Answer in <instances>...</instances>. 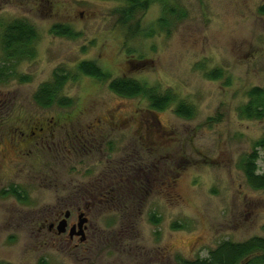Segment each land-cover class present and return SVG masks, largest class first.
Segmentation results:
<instances>
[{"label": "rangeland", "instance_id": "374dc122", "mask_svg": "<svg viewBox=\"0 0 264 264\" xmlns=\"http://www.w3.org/2000/svg\"><path fill=\"white\" fill-rule=\"evenodd\" d=\"M166 3L182 16L166 17ZM124 7L122 0H0V24L23 20L37 33L35 57L0 84V148H8L0 161V264H179L206 259L223 241L264 237V190L252 189L242 168L264 139V119L240 117L248 93L264 89V0H155L126 26ZM56 25L76 37L51 34ZM2 58L0 48V66ZM83 62L110 80L171 92L175 102L151 112L145 98H120L109 82L80 73ZM57 70L76 78L60 94L72 106L41 108L34 94ZM214 70L221 79L207 77ZM180 102L194 108L192 119L176 115ZM44 120L58 124L57 137L92 134L93 147L69 161L53 151L16 158L14 128ZM106 176L119 180L120 200L91 211L87 241L50 234L53 209ZM11 187L24 202L3 194Z\"/></svg>", "mask_w": 264, "mask_h": 264}, {"label": "trees", "instance_id": "16d2710c", "mask_svg": "<svg viewBox=\"0 0 264 264\" xmlns=\"http://www.w3.org/2000/svg\"><path fill=\"white\" fill-rule=\"evenodd\" d=\"M126 7L119 10L120 21L126 26L136 15L148 9V6L155 0H122ZM166 17L179 18L182 16L177 7L166 3ZM164 12V13H165ZM264 14V7L260 9ZM166 17L159 20L160 28L165 26ZM50 33L62 38H75L76 34L65 25H56L51 28ZM37 33L35 28L26 21L16 20L7 24H0V48L2 51L3 65L0 66V84L8 83L15 76V66L17 63L25 60H31L35 57V43ZM80 73L91 77L97 82L107 83L109 90L120 98L138 99L145 98L149 102L151 112H163L167 110L174 102L175 96L171 92L159 93L156 89L147 88L140 82L130 78H118L110 80L109 76L99 68L95 63L83 62L78 66ZM209 79H221V71L214 70L207 75ZM20 83L29 82V78H18ZM72 78L69 73L63 70H57L50 82L42 84L34 94L35 103L41 108H51L54 105L67 108L72 106L71 100L60 98L64 87ZM110 80V81H109ZM249 102L240 109V117L246 120L264 119V89L255 88L248 93ZM176 115L184 119L194 117V108L185 102L178 103ZM258 149L264 150V139L255 144L253 153L248 155L242 161V168L246 175L248 185L254 190H264V174L259 173ZM19 189V188H18ZM4 195L16 196L20 201L25 199L17 187H11L6 190ZM174 228L181 229L182 226L175 224ZM39 264H47L44 260ZM179 264H264V237H255L243 243H233L230 241L221 242L215 250L209 253L206 259H197L196 261L182 260Z\"/></svg>", "mask_w": 264, "mask_h": 264}, {"label": "flooded vegetation", "instance_id": "af4514ba", "mask_svg": "<svg viewBox=\"0 0 264 264\" xmlns=\"http://www.w3.org/2000/svg\"><path fill=\"white\" fill-rule=\"evenodd\" d=\"M57 126L58 124L52 123L51 120H44L43 122L26 124L23 130L14 128L15 134L13 135L14 138H11L12 145L10 149L12 151L10 152L23 162L37 157L36 153L47 151L52 153L53 151L60 154L63 152L67 156V161H69L73 156H70L71 153L76 154L80 151L79 149L86 150L93 147L92 142L95 140L92 134L86 135L82 131L78 133L63 132L64 135L57 137V131L61 130ZM51 145H53V148ZM7 151L8 148L6 150L0 148L1 163ZM17 162V160H12L9 163L13 165ZM96 182L92 183L91 186L81 188L75 197H71L70 200L64 201L59 207L53 209L54 213L51 220L47 221V229L50 234L56 237L67 234L72 242L76 240L87 241L92 223L91 211L101 204L117 205L120 200L119 193L121 189L119 190V180L117 178L106 176L103 181L99 180V184ZM81 221H85V223L82 227H79ZM61 223H65L62 233L59 231ZM79 233H82V235Z\"/></svg>", "mask_w": 264, "mask_h": 264}, {"label": "water", "instance_id": "95a60500", "mask_svg": "<svg viewBox=\"0 0 264 264\" xmlns=\"http://www.w3.org/2000/svg\"><path fill=\"white\" fill-rule=\"evenodd\" d=\"M85 223V221H81L79 224V227H82L83 224ZM64 227H65V223H61L60 227H59V231L62 233L64 231ZM80 235H82V233H79Z\"/></svg>", "mask_w": 264, "mask_h": 264}]
</instances>
